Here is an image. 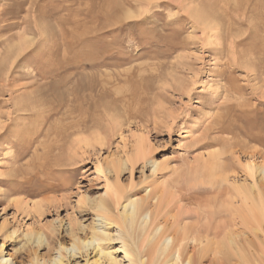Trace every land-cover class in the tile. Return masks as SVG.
<instances>
[{
	"label": "rangeland",
	"instance_id": "374dc122",
	"mask_svg": "<svg viewBox=\"0 0 264 264\" xmlns=\"http://www.w3.org/2000/svg\"><path fill=\"white\" fill-rule=\"evenodd\" d=\"M68 3L64 25L52 0L42 1L36 18L27 4L0 0V255L13 264L49 262L59 253L63 264L96 261L93 246L76 256L60 248L91 237L99 200L123 229L129 199H143L156 222L171 225L213 191L229 189L233 213L245 214L251 202L236 193L264 194L263 175L248 169L264 158V0ZM12 35L27 41L21 53L6 54L1 42ZM35 88L43 95L38 107L29 105L55 109L50 128L59 134L34 135L42 113L17 105ZM244 127L261 142L241 136ZM215 153L220 167L209 177ZM237 222L248 233L252 264H264L263 231ZM97 223L117 236V223ZM31 232L44 241L29 240ZM101 245L124 256L120 240Z\"/></svg>",
	"mask_w": 264,
	"mask_h": 264
},
{
	"label": "bare ground",
	"instance_id": "6f19581e",
	"mask_svg": "<svg viewBox=\"0 0 264 264\" xmlns=\"http://www.w3.org/2000/svg\"><path fill=\"white\" fill-rule=\"evenodd\" d=\"M13 1L16 2V4L20 3V5L27 4L28 5L27 11L29 13L35 12L33 13V16H35L34 18H36L37 17L36 15H38L37 11L41 10L40 8L42 6L43 0H13ZM9 6H12V4L7 5L6 3L4 9H8ZM51 6L52 9L58 11L56 13L64 12L63 14L60 15L57 14L55 18L59 20L62 24L66 25V23L69 22L68 12L70 6L68 0H52ZM45 8L48 7L45 6ZM37 19L39 20V18ZM12 25H16V23ZM12 25H8V26H12ZM6 28L8 27L4 26L2 27L1 30H5ZM63 36L67 38L68 36L67 30L65 31L63 30ZM1 43L7 45L6 47L7 50L5 49L6 54L10 52L12 53L13 50L18 52H20L21 50L24 51L27 45V41L22 39L16 40V37L13 35L12 37L3 39ZM10 57L8 58L10 59ZM63 80L64 78L62 79V81ZM36 88L35 90H33L35 92H32V95L34 96L32 95L31 97L28 96V100H23V101L21 100V102L17 101V105L20 107L22 104L24 106L26 105V111L29 112L28 113L29 115L39 114L41 112L38 111L36 107H33V105H29V103L37 104L36 102H38L40 100L41 95H43L42 93L43 91L40 90L36 92ZM44 88L47 89L46 87ZM57 90L58 89H56V91ZM23 98L25 97L23 96ZM46 100L47 99H44L43 102L46 103L45 102ZM54 114L56 115L55 109L54 110L48 109L47 112L42 113L41 115L42 120L40 121V125L38 126L36 131H34L35 132L34 135L42 133L44 134L43 136L45 135L49 136L52 133L59 134V132H61L60 130L57 129L52 130L50 128L53 120L52 119L50 121V119L53 117ZM37 117L38 116H36V119ZM46 124L49 125L48 127L45 128ZM65 126L64 128H66ZM218 127L222 131H226V126L223 123H219ZM247 127L238 130L241 136L244 135V137L246 136L251 140H256L261 142V137H258L256 133H254L250 128ZM235 129L237 128L235 127ZM238 131L236 130V132ZM231 145L234 148L247 147L245 143L239 141H234V143H232ZM253 153L261 154V151L254 150ZM212 158L213 160L209 162L210 165L206 167L209 177L213 176L216 173L217 169L220 167L219 165L216 167V163H215V161H217L216 153L212 154ZM153 166L155 167V169H157L158 163L153 162ZM248 169L253 176H255L257 173H260V176L262 174L263 175L262 178L264 179V158L260 163H256L254 161L248 163ZM242 190L244 192L238 191L236 194L243 197L245 203H248L249 201L251 202V205L247 207L245 214H241L240 216H237L236 211L233 213L232 211L234 205L233 198L235 196L232 195L229 189H223V190L221 189L218 191H213L212 192L213 194H211L206 199H204L203 202H200L196 206V208L187 212L186 215H184V218L182 217V219H179L176 218V216H174V221L171 223V225L156 222L157 221L156 217H158V214H156V211L154 210V208H152V206H150L149 204H145L143 199H129L128 203L124 206V211L122 214L123 215L122 223L124 225V229H126V232H124V229L121 227V225L118 224L119 223L118 221L113 220V218H111L107 214L110 213L111 211L109 203L104 200H99L98 202H96V204H94V209L97 211L96 217L98 218V221L96 219L94 221V226L91 229V233H92L91 237L88 240H83V241H81L80 239H74L72 241L71 248L64 246L61 247L60 250L61 249L67 250L70 253H72V256H76L78 254H81V251L83 250L87 252V250L93 246V249L98 251L99 258L90 264H104V262L105 264H124L123 259L127 260V264H205V263L252 264V259L247 254L248 233L245 230L239 229L238 227L239 223L237 222V220L238 218H240L242 224L243 223L249 224L250 222H253L256 224L257 228L260 227L264 233V194L261 193V191L259 190L257 194H255L253 190H249L247 188H243ZM188 219H190L191 221H186ZM97 222H100L101 225L105 223L107 224V222H109V224L117 223V233H118L117 236L116 237L111 236L104 229H102V226H99V223ZM151 225L154 226L153 230L149 232L148 235L145 237L144 234L145 232L148 231V228H150ZM27 236L29 240H32L33 242L36 243H41L44 241L43 235L40 232H31L27 234ZM109 240L121 241V246L119 248V251L124 252V256L122 257L121 260L114 257L113 252L109 251L108 249H104L103 246L101 245L103 243L108 242ZM129 240H132L133 244H130ZM189 248H191L192 250L191 254H189ZM231 253L234 254L232 255ZM0 264H13V261L11 260V258H6L4 255H0ZM31 264H63L62 254L59 253L58 257H55L53 260H50L49 262L44 261L40 263L39 261H36L35 263H31Z\"/></svg>",
	"mask_w": 264,
	"mask_h": 264
}]
</instances>
